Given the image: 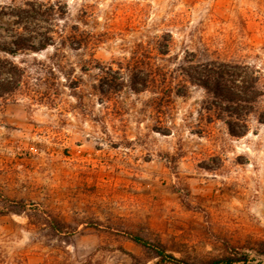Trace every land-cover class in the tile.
<instances>
[{
  "label": "rangeland",
  "instance_id": "rangeland-1",
  "mask_svg": "<svg viewBox=\"0 0 264 264\" xmlns=\"http://www.w3.org/2000/svg\"><path fill=\"white\" fill-rule=\"evenodd\" d=\"M0 11V264H264V0Z\"/></svg>",
  "mask_w": 264,
  "mask_h": 264
},
{
  "label": "trees",
  "instance_id": "trees-1",
  "mask_svg": "<svg viewBox=\"0 0 264 264\" xmlns=\"http://www.w3.org/2000/svg\"><path fill=\"white\" fill-rule=\"evenodd\" d=\"M3 13L0 11V16ZM69 39L73 38V35L67 36ZM67 39L64 36H61V39ZM45 48V47H44ZM219 74V73H218ZM205 75H203L204 77ZM218 76V75H217ZM207 79V77H205ZM200 80V79H199ZM205 87H208V81H202ZM229 91V90H228ZM231 133L235 136H240L242 133L236 132L234 129H231ZM129 238L138 245H141L144 249H146L156 261L153 264H193L187 261L184 258H177L173 254L169 253L166 247L161 244L151 242L143 237L138 235H129ZM264 254V249L261 251ZM133 261V264H148V262L141 263L135 255L131 253H127ZM248 262V256L242 255L238 257L237 253H232L227 256H224L220 259H215L212 261H207L201 264H245Z\"/></svg>",
  "mask_w": 264,
  "mask_h": 264
},
{
  "label": "bare ground",
  "instance_id": "bare-ground-1",
  "mask_svg": "<svg viewBox=\"0 0 264 264\" xmlns=\"http://www.w3.org/2000/svg\"><path fill=\"white\" fill-rule=\"evenodd\" d=\"M239 130V129H238Z\"/></svg>",
  "mask_w": 264,
  "mask_h": 264
}]
</instances>
